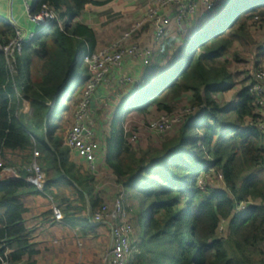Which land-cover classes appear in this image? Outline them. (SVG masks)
I'll return each mask as SVG.
<instances>
[{"label":"trees","instance_id":"trees-1","mask_svg":"<svg viewBox=\"0 0 264 264\" xmlns=\"http://www.w3.org/2000/svg\"><path fill=\"white\" fill-rule=\"evenodd\" d=\"M108 2L38 0L34 11L48 3L61 25L38 30L24 43L14 79L0 52V176L15 168L22 177L0 182V264H100L91 240L108 242L109 230L93 225L90 215L104 204L105 194L97 176L71 158L66 135L75 118L70 103L80 102L90 76L83 66L87 46L80 54V39L92 49L97 42L95 29L81 23L80 15ZM178 13L173 6L165 16ZM173 20L160 42L153 40L151 23L137 31L135 37L152 26L150 43L137 39L153 49L150 64L137 61L141 76L136 80L130 73L132 83L122 86L119 77L113 113L98 120L100 135L108 126L105 155L115 176L113 197L123 195L135 228L132 246L139 253L129 264H264V129L248 124L257 103L247 80L238 86L229 62L221 59L236 44L256 50L264 0H216L214 9L200 6L171 32ZM15 33L0 20V45ZM258 52L252 72L264 57ZM233 90L231 101L216 99ZM185 94L190 98L179 111H193L182 116L177 130L164 134L158 145L130 143L140 128L135 116L146 121L154 112L157 118L172 115ZM24 99L31 113L21 111ZM35 151L46 174L43 191L23 179ZM250 201L258 204L236 210L237 203ZM54 205L62 211L61 221ZM222 219H229L225 236L219 232Z\"/></svg>","mask_w":264,"mask_h":264},{"label":"built area","instance_id":"built-area-1","mask_svg":"<svg viewBox=\"0 0 264 264\" xmlns=\"http://www.w3.org/2000/svg\"><path fill=\"white\" fill-rule=\"evenodd\" d=\"M153 5L148 9L143 18L138 19L134 26L114 39L106 47L95 50L88 44V49L83 56V61L87 63L90 76L86 83V88L75 112L72 126L68 129L66 143L72 153L85 165V168L95 175L102 174L107 170L105 149L96 138L94 124L97 122L96 102L101 98L103 86L109 81V76L116 71L120 76V84L125 85L134 82V79L123 73V69L129 61H141L145 66L150 64L153 49L149 46H142L137 41L132 42L137 31L146 24L154 26L153 39L160 42L166 33V27L170 23V18L163 14L164 9L173 6L179 7L176 16L177 22L181 25L185 19L196 14L200 6H205L207 10H212L216 6V0H152ZM30 19L39 28L50 26L58 22L59 17L56 11L48 4L43 3L39 10L28 6ZM0 20L10 24L15 28V36L4 45H0V52L7 60L9 77L14 79L18 73V54L21 53L24 43L30 41L36 33L27 32L18 27L16 23L0 15ZM61 25V24H60ZM243 74L244 77L236 81L241 86L242 80H247V87L255 95L257 112L254 118L248 120L250 126L264 129V66L260 65L253 69L251 76ZM250 78V79H249ZM188 107L183 111H176L174 114H161L156 121L141 123V127L161 138L168 129L176 123L182 121V116L192 112ZM141 127L139 129H141ZM139 140V132L134 131L130 136V143L134 144ZM39 153L35 151L34 159L27 168L29 175L24 179L28 184L43 191L46 184V174L37 161ZM208 176V175H206ZM222 177V176H221ZM22 179L15 168H5L1 172L0 182L11 183ZM203 183V178L201 179ZM109 185V184H108ZM105 184L103 187H107ZM100 189L101 185L98 186ZM123 195L115 197L113 204L105 202L99 209L91 212L90 221L93 225L109 223L111 226V245L103 256L102 264H129L131 257L138 252L132 246V237L135 231L134 225L128 220V212L123 204ZM254 201L237 203L236 210H244L250 205H257ZM54 217L57 221L63 219L62 211L54 205ZM229 219H222L219 225L220 234L226 232Z\"/></svg>","mask_w":264,"mask_h":264},{"label":"rangeland","instance_id":"rangeland-1","mask_svg":"<svg viewBox=\"0 0 264 264\" xmlns=\"http://www.w3.org/2000/svg\"><path fill=\"white\" fill-rule=\"evenodd\" d=\"M149 1L151 2V6H152L153 1L152 0H149ZM147 6H148V4L145 5L142 2V0H111L108 4H106L104 6H90L91 10L86 12L84 19L88 23H90V22L94 23L93 27L95 29V32L101 34L102 38L100 40L103 41V44H106L105 45V47H106L110 42H112L114 39L119 37L122 33L130 30L134 26V24L138 21V19L143 18L145 16L146 12L148 11V10H146ZM201 12H204L203 8L200 9L198 14H200ZM175 28H176V26H175V21H174V24H172L170 26V29H172L171 32H173L175 30ZM39 30H40V28H39ZM152 32H153L152 26L146 27L145 31L140 33L137 37H135V36L133 37L132 42H136V41L138 42V40H139L142 44H148V43H150V40L152 38ZM261 32H262V36L264 37V30H261ZM254 34H255V32H254ZM80 46H81L80 49L83 48L84 46L85 47L87 46V49H88V44L86 41H84V39H80ZM252 48L246 47L245 45H242V44H240V45L236 44L226 56L221 57L222 60H227L229 62V67H230L231 71H233V73L235 74L236 81H239L240 78L244 77L245 74H243V71L246 72L247 76H251L253 73L252 70H249L250 69L249 66H251V63L254 61L253 56H252V53H253L252 51H254V49L252 50ZM100 49H102V48H99L96 50H100ZM82 50L83 49L80 50V54H81ZM235 53H239L238 59L235 58ZM260 65L264 66V57L261 59V61H259V64L256 67H259ZM83 66L89 72L88 65L84 61H83ZM256 67H253V69ZM136 69L137 70L131 71V74H133V77L136 80H139V77L141 76V71L138 69V67ZM89 74H90V72H89ZM106 85H108V84H106ZM241 85H244V83H241ZM235 91L236 90H233L231 92H226L223 94H219L216 96V99L219 102L231 101L234 98V92ZM100 93H101V97L103 95H104V97L105 96L106 97L105 98L103 97L104 98L103 100H98L96 102V110H99V115L96 117L97 122L94 124V130L96 132L95 133L96 138H98L101 145L103 146V149H105L108 126L106 125L104 127V129L106 131L105 136L100 135L98 133V129H100L101 125H100L98 120L102 119V117L110 116L113 113V108H112L110 103L115 105V102L117 100V98H116L117 91L114 90L113 88H110L109 90L108 89L105 90V88H104L103 92L101 91ZM22 97L24 98V96H22ZM189 98L190 97L188 94H185L183 96L182 101L178 104V107H179L178 111L180 109H183L186 106ZM75 99L70 103V109H71L73 114H75L77 107H78V104H79V102H78V104L75 103L76 102ZM105 100H106L107 104H104ZM64 102H65V100H64ZM23 106H24V108L21 111H23L25 113L26 112L31 113L30 103L27 99L26 100L24 99ZM156 114L157 113L154 112V113H151L150 115H148L149 117H147L148 119L146 121L140 120V119H138V116H135L136 117L135 122H137V125H140L143 122L156 121L157 115H158V114L157 115ZM179 123H176L174 125L175 127L174 126L170 127L166 133L168 134V133L174 132L175 129L180 126ZM126 127L129 129L128 123L126 124ZM140 127H141V125H140ZM138 132H139V140L133 144L137 148L146 147L151 141L157 145L161 144L163 141V137L159 138L157 135H154L153 133L148 132L147 130L143 129L142 127H141V129L138 130ZM56 133H58V132H56ZM52 139L54 142H56V135L55 134L53 135ZM44 140L47 141L48 139L46 137H44ZM71 158L73 160L76 159L77 164H80L83 167H85V165L82 164V162L79 161L78 158H76V156L72 153V151H71ZM261 172L264 173V171H261ZM96 176L98 179H100L101 182H105L107 185L109 184V186L111 185L109 187L111 190L110 191L111 194L107 199V202L110 203V206H111V204H113V201L115 199L113 197V195L116 194V189L114 187L115 176L113 174L106 172V171H103L102 174L96 175ZM203 180H205V179H203ZM201 182H202L201 180H198V184ZM103 224H105L107 229L109 230L108 242H105L102 239H99L96 237L92 238V240H91L94 250H96L98 253V259L100 260V264H102L103 256L105 255L107 249L111 245V238H112L110 224L109 223H103ZM77 232H78V230H77ZM220 235L225 236L226 235L225 231H223V233H221ZM136 253H139V250ZM54 264H61V263L60 262L59 263L54 262Z\"/></svg>","mask_w":264,"mask_h":264},{"label":"crops","instance_id":"crops-1","mask_svg":"<svg viewBox=\"0 0 264 264\" xmlns=\"http://www.w3.org/2000/svg\"><path fill=\"white\" fill-rule=\"evenodd\" d=\"M37 1L38 0H0V15L5 17V18H8V19L14 21L18 27L24 29L25 31L36 33L39 30V26L36 25V23H34L30 19L29 15H28V6L34 8L36 6ZM108 1L110 2L111 0H108ZM142 2L145 5L148 4L147 9H146V10H148L150 8V6H151V2L149 0H142ZM166 9H167L166 12L170 11V8H166ZM171 9H172V7H171ZM89 10H91V7H88L84 11H82V14L80 15V19L79 20H80L81 23H85L88 26L93 27L94 23H91V22L88 23L84 19V16H85L86 12H88ZM166 12H165V9H164L163 14H166ZM169 18H170V21H172L174 19L173 21H175V23L178 24L176 17L172 18V16H169ZM255 36H256L255 37L256 42L259 43V45L258 44L255 45L256 50L253 51L254 52L253 55H252L253 57L257 54L255 52H257L258 50H259L258 54H261L264 51V37L262 36V32L261 31L255 32ZM96 38H97V42H96L95 49H99V48L105 47L106 44H103V41L100 40L102 38L101 34L96 32ZM253 49H254V47H253ZM137 66H138V62L137 61H134V60L133 61H129V63H127L125 65V67L123 69V73L129 75L131 73V71L136 70ZM117 75H118V73H117ZM117 75H112L111 76L110 80L106 83L108 85L105 84L103 86L102 92H103L104 88H105V90H107V89L109 90L110 88H113L114 90L117 91V96H118V93L120 92L121 89H117V88L118 87L120 88L123 85L122 86L117 85V83L119 81V77H120L119 75L118 76ZM103 97H104V95L99 100H103L106 96L104 98ZM105 101H104V104H107V103H105ZM106 172L112 174L110 171H108V168H107ZM98 180H99L98 186L99 185L102 186L101 189L98 187V190L101 192V194H105V196H104L105 200H106L105 202H107V199H108V197L111 194V192H110L111 190L109 188L111 185L110 186L108 185L107 187H103L106 183L105 182H101L100 179H98Z\"/></svg>","mask_w":264,"mask_h":264},{"label":"water","instance_id":"water-1","mask_svg":"<svg viewBox=\"0 0 264 264\" xmlns=\"http://www.w3.org/2000/svg\"><path fill=\"white\" fill-rule=\"evenodd\" d=\"M49 27H50V26L42 27V28H40V30H42V31H43V30H46V29H48ZM62 97H63V95H61V96H60V100L62 99Z\"/></svg>","mask_w":264,"mask_h":264}]
</instances>
